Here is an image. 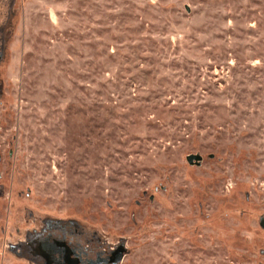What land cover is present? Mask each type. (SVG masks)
I'll list each match as a JSON object with an SVG mask.
<instances>
[{"label":"rangeland","instance_id":"1","mask_svg":"<svg viewBox=\"0 0 264 264\" xmlns=\"http://www.w3.org/2000/svg\"><path fill=\"white\" fill-rule=\"evenodd\" d=\"M1 53L0 264H264V0H0Z\"/></svg>","mask_w":264,"mask_h":264},{"label":"flooded vegetation","instance_id":"2","mask_svg":"<svg viewBox=\"0 0 264 264\" xmlns=\"http://www.w3.org/2000/svg\"><path fill=\"white\" fill-rule=\"evenodd\" d=\"M51 239L52 240L48 237L41 241L42 256L45 257L50 264H92L99 259L101 260L100 264H114L111 260L113 257V251L109 255L100 252L91 256L89 252L82 247H75L72 244L59 239ZM57 241L58 244L55 245Z\"/></svg>","mask_w":264,"mask_h":264},{"label":"water","instance_id":"3","mask_svg":"<svg viewBox=\"0 0 264 264\" xmlns=\"http://www.w3.org/2000/svg\"><path fill=\"white\" fill-rule=\"evenodd\" d=\"M2 56V53L0 54V58ZM188 162L191 164L194 163H200V161L202 160V156L198 155V154H190L187 157ZM261 223L264 226V219H261ZM113 257L111 258V260L113 261L114 264H119V262L121 261L122 257H123V253H124V246L121 245L119 246L116 250H114L113 252ZM101 260L99 259L98 261L92 263V264H100Z\"/></svg>","mask_w":264,"mask_h":264}]
</instances>
